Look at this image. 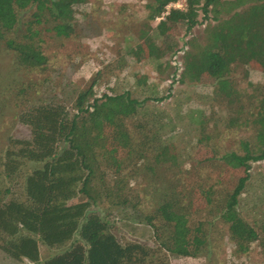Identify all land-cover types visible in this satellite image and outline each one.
Masks as SVG:
<instances>
[{"label":"trees","instance_id":"1","mask_svg":"<svg viewBox=\"0 0 264 264\" xmlns=\"http://www.w3.org/2000/svg\"><path fill=\"white\" fill-rule=\"evenodd\" d=\"M177 1L154 0L146 5L147 21L161 17L164 9ZM86 2L0 0V41L15 53L18 64L41 70L46 64L41 33L67 38L73 33L74 6ZM27 9L32 10L30 21L13 34L18 12ZM201 22L206 23L200 41L191 38L186 43L185 74L198 84L214 85L218 100L226 106L245 97L256 102L253 111L246 114L244 107L237 106L243 124L244 120L251 124L253 141H241L239 152L230 150L219 157L235 180L231 190L222 192V204L216 212L227 227L234 253H247L253 243L264 253V220L259 225L250 224L236 210L251 163L264 162V0H184V9L170 8L155 29L163 41L170 29L188 35ZM131 54L155 59L163 56L146 38ZM237 68L243 70L245 78L248 70L257 71L263 76L262 83L247 95L240 93L230 79ZM142 104L128 92L95 97L90 84L77 94L72 115L57 103L32 106L18 115V122L28 128V138H9L0 163V175L7 183L0 188V252L5 258L30 264H169L171 255L196 257L206 250L203 223L190 227L177 199L163 200L147 219L153 245L116 236L104 216L89 211L101 196L94 184L98 181L102 185L108 177L114 180L134 154L142 158L126 127ZM167 156L165 148L159 147L153 163H166ZM27 162L40 166L21 177ZM223 179L220 184H224ZM194 186L191 193L201 197L195 204L188 199V208H207L215 218L210 209L212 188L203 191L201 184ZM80 197L82 200L75 201ZM39 244L52 252L42 261Z\"/></svg>","mask_w":264,"mask_h":264},{"label":"rangeland","instance_id":"2","mask_svg":"<svg viewBox=\"0 0 264 264\" xmlns=\"http://www.w3.org/2000/svg\"><path fill=\"white\" fill-rule=\"evenodd\" d=\"M153 2L87 0L75 5L71 35L64 38L52 32L41 33L40 47L46 57L41 70L18 64L15 53L0 41V163L9 138H28V128L18 122V115L26 109L57 103L72 115L77 94L90 84L95 97L128 92L132 98L143 101L137 115L126 122L136 152L142 158L134 154L114 180L108 177L102 185L97 181L94 189L101 196L89 211L104 216L116 236L153 245L147 219L163 200L177 199L190 227L203 223L208 247L196 257L171 255L169 264H264V253L258 243H253L245 254L234 253L227 227L216 212L222 204V192L231 190L235 180L219 157L230 150L239 152L241 141H253L251 124L249 120L243 124L241 114L236 113L237 106L244 107L246 114L256 102L245 97L233 106H226L218 100L214 85L198 84L188 78L183 68L186 43L191 38L200 41L206 22L195 26L188 35L170 29L168 38L162 41L155 29L157 23L170 8L184 9V0L168 5L161 17L148 22L145 6ZM31 12V9L18 12L13 34H18L30 21ZM142 38L163 52L161 59L131 54ZM242 71L233 70L230 79L233 88L247 95L262 83L263 76L248 70L245 78ZM159 147L165 148L168 161L155 165L153 157ZM39 166L24 163L21 177ZM223 178L224 184H220ZM196 184H201L199 189L203 191L212 188L210 209L216 219L207 208L198 211L188 208V199L195 204L201 197L191 193ZM6 186L0 175V188ZM14 190L19 192V187ZM80 200L81 197L75 199ZM236 210L250 224L259 225L264 220V162L251 163L249 180ZM38 248L41 261L52 254L40 244ZM0 264L30 263L11 261L0 252Z\"/></svg>","mask_w":264,"mask_h":264},{"label":"crops","instance_id":"3","mask_svg":"<svg viewBox=\"0 0 264 264\" xmlns=\"http://www.w3.org/2000/svg\"><path fill=\"white\" fill-rule=\"evenodd\" d=\"M46 259V258H45Z\"/></svg>","mask_w":264,"mask_h":264}]
</instances>
